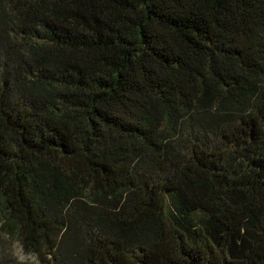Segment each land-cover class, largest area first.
<instances>
[{"label": "trees", "instance_id": "1", "mask_svg": "<svg viewBox=\"0 0 264 264\" xmlns=\"http://www.w3.org/2000/svg\"><path fill=\"white\" fill-rule=\"evenodd\" d=\"M0 264H264V0H0Z\"/></svg>", "mask_w": 264, "mask_h": 264}, {"label": "rangeland", "instance_id": "2", "mask_svg": "<svg viewBox=\"0 0 264 264\" xmlns=\"http://www.w3.org/2000/svg\"><path fill=\"white\" fill-rule=\"evenodd\" d=\"M12 258L17 259L18 261H24L26 258L21 254L20 250L16 245L12 247Z\"/></svg>", "mask_w": 264, "mask_h": 264}]
</instances>
